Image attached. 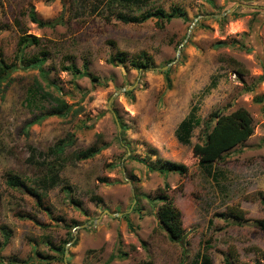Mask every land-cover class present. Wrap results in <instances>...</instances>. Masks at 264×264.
Wrapping results in <instances>:
<instances>
[{"label": "rangeland", "instance_id": "rangeland-1", "mask_svg": "<svg viewBox=\"0 0 264 264\" xmlns=\"http://www.w3.org/2000/svg\"><path fill=\"white\" fill-rule=\"evenodd\" d=\"M159 9L183 15L163 27L140 21ZM32 10L62 21L38 28ZM198 17L168 89L155 68L176 59ZM23 36L40 40L26 51L46 58L40 67L16 62ZM1 60L18 68L0 71V264H107L113 255L110 264H192L199 252L226 264L230 247L233 264H264V233L226 217L240 206L247 219H264V0H0ZM71 65L97 81L65 72ZM37 81L72 110L50 114L56 105L37 93ZM239 108L251 114L254 135L202 167L203 122ZM192 112L202 124L185 145L175 132ZM62 140L73 144L59 152ZM92 147L101 151L77 159ZM165 161L187 174L147 168ZM10 174L41 201L8 187ZM160 193L180 211L184 248L159 223Z\"/></svg>", "mask_w": 264, "mask_h": 264}, {"label": "trees", "instance_id": "trees-1", "mask_svg": "<svg viewBox=\"0 0 264 264\" xmlns=\"http://www.w3.org/2000/svg\"><path fill=\"white\" fill-rule=\"evenodd\" d=\"M183 14L178 12L165 13L164 10H157L152 13H147L142 16V22L148 21L150 19H157L163 27L164 23H170L172 20L181 17ZM187 19V18H185ZM30 20L33 24H36L38 28L45 29L51 28L54 29L59 23H61L62 19L54 20V21H42L32 10L30 13ZM126 21H130L128 19H124ZM134 21H139L138 19H134ZM17 53L15 56V60L21 66L26 69L40 67L43 63H45V57H39L37 55L27 56L26 51L32 46H39L40 40L36 37L32 36H23L18 40ZM218 45H224L223 43H219ZM113 63V62H112ZM144 67V66H141ZM18 66L16 64L8 65L4 60L0 61V71L6 72L7 77H9L13 71H16ZM65 72H70L72 74L78 75L79 77H87L90 78L93 82L97 81L96 77H93L89 72L87 67L85 66L84 70L81 71L75 65H71L63 68ZM164 75L167 77L168 81V89L171 88V79L168 75H170V71H167ZM37 93L41 94L42 97L51 101V104L56 105L52 107L50 110V114H67L72 108L65 102V100L55 97L50 92L45 91L42 84L40 82H36ZM77 113V112H76ZM202 121L195 117V114L190 113L178 126L175 135L177 140L185 145H189L191 143V138L193 135V131L196 127L201 126ZM255 126L254 120L249 113L244 108H239L233 113L226 115L222 111H215L210 114L209 118L203 122V131L201 136L199 137L202 142V160L200 161V165L202 167L211 166L214 162L223 161L224 155L231 150L235 149L238 146H241L245 142L249 140L254 135ZM73 141L62 140L57 145V150L59 152L63 151L65 148L71 146ZM101 150L97 147L88 148L78 153L77 159L80 161H85L92 159L95 155H97ZM144 163V162H143ZM151 172L159 173L160 175L169 174H177L179 176H184L188 172V168L179 163L175 162H159L157 165H148ZM6 184L8 187L13 189H22L28 195L32 197H36V199L41 201V195L34 189H32L25 180L20 178L19 176H10L6 180ZM157 199L162 202V205L158 210V219L161 227L167 232L171 241L179 243L184 248L185 241V233L184 229L181 226V214L180 211L176 208L173 202L169 199L168 195L160 193L157 196ZM1 200V196H0ZM101 201V200H100ZM258 202L264 206V194H258ZM227 220L231 222L233 225H243L245 223L252 222L253 226L264 233V219L257 220H249L246 218V212L241 209L240 206H234L230 208L228 215L226 216ZM6 241L4 245L8 244L11 233L6 231ZM184 249V253H185ZM65 250H63V254ZM116 259L115 255H113L107 264H110L112 261ZM238 260V254L236 249L233 247L229 248L228 258L226 260V264H233L232 262H236ZM212 259L207 253L199 252L196 256V259L192 264H213L211 262Z\"/></svg>", "mask_w": 264, "mask_h": 264}, {"label": "water", "instance_id": "water-1", "mask_svg": "<svg viewBox=\"0 0 264 264\" xmlns=\"http://www.w3.org/2000/svg\"><path fill=\"white\" fill-rule=\"evenodd\" d=\"M227 14H228V13H224V14H222V15H219L218 17L224 18ZM199 19H200V17L196 18V19L194 20V22L192 23V25L190 26L187 37L185 38V40L182 42V44L180 45V47H179L178 50H177V56H176V59H175L173 62L169 63V64H168L167 66H165V67H162V68H155L156 70L161 71V72H167L168 70L171 69V67H173L174 65H176V64L180 61V59H181V55H182V49H183V47L185 46V44L188 42V40H189V38H190V36H191V33H192V31H193V29H194V27H195V25L197 24V22H198ZM134 88H135V86H132V87H130V88H122L121 90H119V92H117V93L115 94V96H118V95H120V94H122V93L131 92V91L134 90ZM114 117H115V120H116V124H117V126H118V129H119V132H121V131H122V128H121L120 122H119V120H118L116 114H114ZM108 215H110V216H120L121 214H117V215L114 214V215H113V214H111V213L108 212ZM87 227H88L87 225H84V226H81L80 228H87ZM78 229H79V228H78ZM74 241H75V239L73 240L72 243H74ZM67 255H68V250L65 251V263L67 262Z\"/></svg>", "mask_w": 264, "mask_h": 264}]
</instances>
